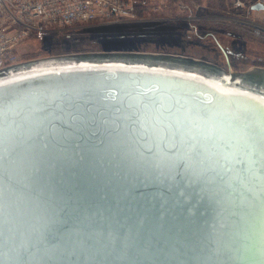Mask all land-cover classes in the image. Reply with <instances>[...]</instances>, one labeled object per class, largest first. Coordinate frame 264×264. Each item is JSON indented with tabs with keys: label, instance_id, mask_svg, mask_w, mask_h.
Segmentation results:
<instances>
[{
	"label": "water",
	"instance_id": "1",
	"mask_svg": "<svg viewBox=\"0 0 264 264\" xmlns=\"http://www.w3.org/2000/svg\"><path fill=\"white\" fill-rule=\"evenodd\" d=\"M219 47L2 66L0 264H264V67Z\"/></svg>",
	"mask_w": 264,
	"mask_h": 264
},
{
	"label": "rangeland",
	"instance_id": "2",
	"mask_svg": "<svg viewBox=\"0 0 264 264\" xmlns=\"http://www.w3.org/2000/svg\"><path fill=\"white\" fill-rule=\"evenodd\" d=\"M233 1L137 0L133 20L49 24L22 40L19 60L64 52L144 51L186 55L226 67L220 45L232 70L264 67V30L248 23L255 17L236 8Z\"/></svg>",
	"mask_w": 264,
	"mask_h": 264
},
{
	"label": "built area",
	"instance_id": "3",
	"mask_svg": "<svg viewBox=\"0 0 264 264\" xmlns=\"http://www.w3.org/2000/svg\"><path fill=\"white\" fill-rule=\"evenodd\" d=\"M264 30V0H234ZM260 4V8L255 6ZM137 0H0V68L20 62V43L42 26H68L102 19H134ZM258 19V20H256Z\"/></svg>",
	"mask_w": 264,
	"mask_h": 264
},
{
	"label": "trees",
	"instance_id": "4",
	"mask_svg": "<svg viewBox=\"0 0 264 264\" xmlns=\"http://www.w3.org/2000/svg\"><path fill=\"white\" fill-rule=\"evenodd\" d=\"M145 1H146V0H145ZM209 27H212V26H211V25H209ZM226 31H227V30H226ZM227 33H228V34H231V31H230V30H228V31H227Z\"/></svg>",
	"mask_w": 264,
	"mask_h": 264
},
{
	"label": "flooded vegetation",
	"instance_id": "5",
	"mask_svg": "<svg viewBox=\"0 0 264 264\" xmlns=\"http://www.w3.org/2000/svg\"><path fill=\"white\" fill-rule=\"evenodd\" d=\"M227 57H228V56H227ZM252 66H254V65H252ZM223 67H225V66H223ZM226 67H227V66H226ZM226 67H225V68H226Z\"/></svg>",
	"mask_w": 264,
	"mask_h": 264
}]
</instances>
